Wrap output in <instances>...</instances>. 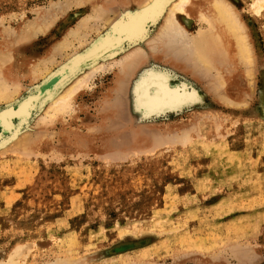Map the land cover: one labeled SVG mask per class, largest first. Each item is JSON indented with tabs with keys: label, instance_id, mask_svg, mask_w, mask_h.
Instances as JSON below:
<instances>
[{
	"label": "rangeland",
	"instance_id": "1",
	"mask_svg": "<svg viewBox=\"0 0 264 264\" xmlns=\"http://www.w3.org/2000/svg\"><path fill=\"white\" fill-rule=\"evenodd\" d=\"M229 1L247 24L249 76L243 66L201 70L181 48L148 53L142 44L157 16L100 60L114 65L127 49L139 45L141 54L144 47L137 74L174 69L169 86L192 89L185 105L148 114L135 108L130 90L114 99L108 93L116 68L108 66L54 123L41 125L44 106L35 102L20 132L46 131V141L0 155V264L14 249L15 264H264V10L253 16V0ZM96 4L122 21L125 9L134 11L132 0H0V47L14 53L13 77L23 86L18 103L40 87L59 89L57 78L31 80L27 66L82 20L89 17V27L80 28L84 45L73 41L55 55L45 66L50 75L106 36L92 20ZM35 23L41 30L17 42ZM200 27L193 17L185 29L191 35Z\"/></svg>",
	"mask_w": 264,
	"mask_h": 264
},
{
	"label": "bare ground",
	"instance_id": "2",
	"mask_svg": "<svg viewBox=\"0 0 264 264\" xmlns=\"http://www.w3.org/2000/svg\"><path fill=\"white\" fill-rule=\"evenodd\" d=\"M132 2L134 11L125 9L124 21L120 20V16L117 15H114L113 19L107 17V6L100 7L97 4L93 6L92 20L103 24L102 29L107 32L106 36L97 39L86 52L80 53L81 55L76 58L74 56L69 63L67 60V64H64L65 66L56 73L50 75L52 70H48L45 67L46 64L53 62L55 55L68 49L73 41H77L79 46L84 45L85 35L81 36L80 28L85 30L89 27L87 25L89 17L87 20H82L75 30L67 32L43 60L32 61L28 64L26 72L31 80L42 77L43 85H45L52 78H57L59 89L54 92L50 91V87L48 90L40 87L36 96L31 95L18 103L17 99L23 86L17 78L13 77L15 74L12 63L14 53L11 49L0 47V107L3 106L0 110V155L3 152H9L8 148H12L10 151L14 150V152L22 150L24 154L26 151L31 152L28 149L30 144H43V140L46 141L48 135L45 134L46 131L41 133L42 130L31 135L24 131L20 132L19 128L35 102L42 99L38 104L44 106L42 109L44 116L38 117V121H42L41 125H48L51 121L54 123V120L62 117L64 112L71 109L75 97L86 87L88 80L97 72L103 71L105 66L116 68L113 85L108 94L113 95L115 99L117 93L121 94L130 90L131 95L133 94L131 97L134 98L133 105L140 111H146L148 114L161 112L169 108H180L189 102L193 93L187 82L179 83L175 87L169 86V81L176 77L174 69L166 68L161 71L149 69L142 74L138 72L140 74L138 76L137 65L145 56L144 47H141V54L138 49L139 45L127 49L123 57L114 63V65L117 63L115 66L108 65V62L103 59L100 60V55L123 44L130 35L140 36L157 16L159 20L156 22L154 34L149 42L145 41L142 44L149 49L148 53L157 56L181 48L201 70L208 71L214 68L216 70L227 69L228 72V70L232 71V69L243 66L246 75L249 76L252 73L250 68L254 58L247 24L242 21L236 7L229 0H132ZM128 4L129 2L126 3ZM248 9L253 16H260L264 10V0H253L248 5ZM132 14H136L138 18L131 20ZM178 17L183 23L178 20ZM193 17L203 23L204 27H200L196 33L189 35L185 26H188ZM39 27L37 23L29 26L23 35L20 34L17 42L20 43L22 38L33 37L35 30H41ZM39 64L43 67L42 69L38 66ZM217 74L219 76L223 73L217 71ZM136 76L138 77L133 82V77ZM222 81L218 80V86H223ZM152 85L156 87V95L150 96L149 89ZM222 97L220 98H225ZM239 105L238 103L237 106ZM17 256L19 257V251L14 249L4 264H15Z\"/></svg>",
	"mask_w": 264,
	"mask_h": 264
},
{
	"label": "water",
	"instance_id": "3",
	"mask_svg": "<svg viewBox=\"0 0 264 264\" xmlns=\"http://www.w3.org/2000/svg\"><path fill=\"white\" fill-rule=\"evenodd\" d=\"M152 25V24H151ZM173 111H176V110H173ZM167 112H170V111H167Z\"/></svg>",
	"mask_w": 264,
	"mask_h": 264
}]
</instances>
